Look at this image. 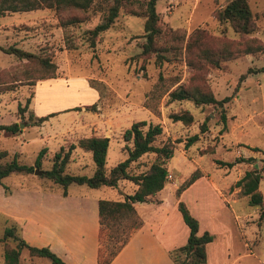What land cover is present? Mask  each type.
Wrapping results in <instances>:
<instances>
[{"label": "rangeland", "instance_id": "obj_1", "mask_svg": "<svg viewBox=\"0 0 264 264\" xmlns=\"http://www.w3.org/2000/svg\"><path fill=\"white\" fill-rule=\"evenodd\" d=\"M111 1L93 0L84 10H70L68 15L74 14L79 21L65 26L60 25V14L47 7L0 14V123L15 121L18 125L14 132L0 130V152H5L0 154V162L14 157L20 163L33 164L38 149L45 146L39 166L34 167L45 169L60 145L65 149L80 136L108 132L111 136L104 164L109 169L126 156L123 144H131L130 140L121 138L125 127L139 119L158 122L162 130L154 143L173 142L172 155L165 162L164 188L160 191L163 206L171 213L177 212L179 199L202 214L199 229L207 227L213 235L206 245L209 264H264V224L258 219L259 209L264 208V0H246L254 21V29L246 36L256 38L261 49L222 60L218 66L207 63L204 69V79L213 95L230 96L223 103L226 114L223 130L218 105L168 99V90L177 83L188 82L193 69L186 65L183 44L179 48L158 50L163 56L159 62L154 52L142 55L144 16L135 4L129 6L132 12L120 6L110 25L98 32L90 45L87 29L101 20ZM226 1L156 0L157 25L161 28L157 40L163 44L162 37L168 33L165 28H179L183 43L195 26L205 28L211 36L240 39L227 21L219 23L213 16V11ZM12 45L49 58L56 65L55 78L62 80L37 83L40 79H36L39 72L36 63L4 51ZM239 74H243L241 79ZM159 75L162 86L169 79H176L162 94L151 96L149 91ZM69 76L76 78L67 80ZM83 85L91 87L96 96L86 97ZM26 97L29 100L24 105ZM71 106L77 107L66 109ZM183 110L191 113V122L183 123L168 116L170 112ZM49 112L54 114L35 124L28 117L29 113ZM202 121L206 128L200 132ZM194 132H198V139L184 149V138ZM236 157L243 160L233 162ZM153 158V152L142 154L130 163L131 171L143 170ZM227 161L233 164L227 166L224 163ZM251 168L260 172V206L249 205L247 196L237 186L229 187L235 190L232 196L237 199L227 198V204L210 185L209 180L218 187L229 186ZM194 169L200 172V178L184 186L176 197L175 187ZM64 170L91 174L93 162L89 152L75 146ZM121 187L131 192L133 183L121 179L118 188ZM66 189L71 197L64 200L47 193H62V186L40 172H10L0 178V264H3L4 245L15 243L10 237L2 239L4 226L10 224L15 226L16 235L37 246L46 245V240L54 241L55 230L59 229L76 256L90 255L95 238L74 230L90 227L92 210L78 196L114 198L117 187L70 182ZM93 213L96 219L95 208ZM209 213L211 217H207ZM40 224L48 227L42 234L38 232ZM180 224L187 233L183 221ZM179 228L177 224L173 231L178 233ZM184 240L181 238L180 244ZM18 264L53 263L47 257L29 255L26 248H21Z\"/></svg>", "mask_w": 264, "mask_h": 264}, {"label": "trees", "instance_id": "obj_2", "mask_svg": "<svg viewBox=\"0 0 264 264\" xmlns=\"http://www.w3.org/2000/svg\"><path fill=\"white\" fill-rule=\"evenodd\" d=\"M93 0H0V14L4 12L28 11L42 7L52 8L57 11L61 26L79 21L74 14L68 15L70 10L81 11L86 9ZM156 0H112L106 11L102 14L101 20L95 23L91 28L87 29L89 33V43L94 44V38L98 32L106 29L120 6L130 9L131 4L139 9V13L144 16L143 30L145 40L142 43L141 53L146 55L154 52L156 61L159 62L162 54L158 50H167L169 48H179L184 46V59L186 65L193 69V72L186 83H177L173 88L169 89L167 96L169 100L188 99L195 104L212 103L219 106L220 129L226 127V114L223 103L230 96L225 95L216 98L210 87L204 79V69L206 64L218 66L220 61L236 57L243 53L253 52L261 49V44L254 37H247L246 34L254 29V21L251 16L249 6L246 0H228L221 8L213 11L214 18L219 22L227 21L234 31L239 35L238 40L227 37L211 36L205 28L200 26L193 27L187 34L185 42L182 43L183 32L179 28L167 27L168 32L162 38L160 44L157 40L160 37L161 28L157 25L158 13L155 10ZM132 12V9H130ZM138 13V12H135ZM167 41V44H166ZM165 43V44H164ZM167 45V46H166ZM4 51L13 53L18 58H25L30 62H35L36 69L39 72L36 79H44L56 77V65L46 56H39L34 52L24 50L17 46H7ZM13 77V76H12ZM27 77V76H25ZM243 74H239L241 79ZM149 93L154 96L155 93L160 95L169 87V83L175 81L171 78L167 84L161 81L162 76H158ZM26 97L24 105L28 102ZM93 106V103L90 104ZM77 106H71L68 109H76ZM54 112L41 115L29 113L28 117L33 123H39L46 119ZM168 116L172 120H181L183 123H189L192 115L187 110L181 112H170ZM206 128L204 121L200 123L199 131L202 132ZM0 130L14 132L18 130L17 122L0 123ZM161 125L158 122L146 121L139 119L132 121L121 132L123 141L130 140L131 144H123L126 156L117 161L109 169L105 167V153L108 145L109 137L105 135L90 134L80 136L76 142H70L64 149L59 146L51 156V163L48 168L41 169L42 176L50 179L56 184L62 186V194L66 193V186L70 182L84 183L90 187H98L100 185L115 186L120 179H126L134 183V188L130 193L123 192L121 198H105L100 197L96 203L97 216V246L95 264H108L112 257L127 241L131 232L139 227L142 223L139 215L136 213L133 202L143 201L159 190L165 180L167 169L166 160L172 155L173 142L165 140L160 144L154 143L156 137L161 133ZM198 139V132H194L184 138L183 148H187L191 143ZM89 152L93 162V170L89 175L70 173L64 170L68 161L70 151L75 147ZM46 147L41 146L33 160V164L18 162L14 157L10 160L0 162V178L6 176L10 172H30L34 167H38L41 162V156ZM153 152L154 158L146 168L137 172H132L130 163L140 157L142 154ZM2 151L0 154H4ZM246 160L248 158H245ZM243 158L236 157L233 162L241 161ZM232 161L224 162L225 165L231 166ZM37 169V168H36ZM200 175V172L194 169L184 182L175 187L174 193L176 197L180 190ZM260 172L251 168L243 172L235 181L229 185L239 187V192L247 196L249 205H258L262 203V194L258 189V181ZM177 210L180 213L182 221L187 226L188 232L184 243L168 250V255L173 264H206L205 244L212 239V234L207 230L198 231V221L190 213L186 205L179 199L176 202ZM258 219L264 224V208L261 207L258 212ZM13 224L6 225L2 231V239L8 237L15 240L13 246L4 245L2 251L3 264H18V255L21 248H26L29 255L43 256L49 259L53 264H66L56 253H54L47 245H32L27 243L21 236L14 232ZM113 241L115 244H113Z\"/></svg>", "mask_w": 264, "mask_h": 264}, {"label": "crops", "instance_id": "obj_3", "mask_svg": "<svg viewBox=\"0 0 264 264\" xmlns=\"http://www.w3.org/2000/svg\"><path fill=\"white\" fill-rule=\"evenodd\" d=\"M73 78L75 79L76 77L70 78L69 76L67 77V80H72ZM54 80H62V79L49 77V78L40 79L39 82L37 83H40L42 81H54ZM83 86L86 97L90 96L91 98H94V95L96 96V92L91 87H87L86 85ZM96 135H105L108 137L111 136L110 133L108 132L103 134H96ZM199 178L200 175L190 183L197 181V179ZM209 182L213 190H215L217 196L222 197L224 201L227 202V204H228L227 198H230L231 201H236L237 198L232 196L235 190H231L229 186H223L222 184L219 185L218 187L216 183L212 180H209ZM118 183L119 180L117 181L115 186H111V187H117V196L114 198H121L123 192L130 193L127 191V189L125 190L122 187L118 188ZM133 188H134V183L131 191L133 190ZM163 188L164 186H162L159 190H157L153 194H150L146 200L133 202V207L136 213L139 215L142 223L139 227H137L131 232L127 241L112 257V259L108 264H173L171 258L168 255V250L175 246H178V244H180L179 240H181V238H186L187 233L185 232V228H183L184 226H181V224L179 226V223H181L182 221L179 211L176 210L179 214H177V212L171 213L169 208L163 206V199L160 197V191ZM47 193L50 194L54 193L55 197L59 198L60 200H64L66 198L71 197L67 189L65 194L58 192H50V191H47ZM225 194H227L228 197ZM78 197L83 200L85 206H88L92 210L90 227L87 229L86 227H82V228L76 227L77 229L74 230L77 234H87L88 236L95 238L90 255L86 256L80 254L79 256H76L74 250L69 248L68 246L69 243L66 241L67 239L65 240L63 239L66 237V235H63V231L59 229L55 230L54 233L55 240L54 241L46 240V245L52 251H54V253H56L66 264H84V263L95 264L96 246H97L96 234H97L98 223H97V216L96 219H94L93 208H95V212H96V203H97V199L100 198V196L95 195L93 197L88 198L87 196L83 195V197L80 196ZM186 207L188 208L190 213L197 219L198 231L200 232L202 230H207L208 232H210L207 227H203L202 230L199 229L202 214L199 215V213L196 212L194 207H190V205H188L187 203H186ZM211 216H212L211 213L207 215V217H211ZM173 224L176 225L174 226ZM177 224L178 227H180L179 228L180 231L178 233H175L173 229L174 227L177 226ZM185 227L187 229L186 225ZM44 228H46V231L48 230L47 225L42 226V224H40V227L38 228V232L42 234L43 233L42 230ZM54 236H52V238ZM57 241H58V245L56 244ZM210 241H208L205 244V255H206V245ZM206 264H209L208 257L206 258Z\"/></svg>", "mask_w": 264, "mask_h": 264}, {"label": "water", "instance_id": "obj_4", "mask_svg": "<svg viewBox=\"0 0 264 264\" xmlns=\"http://www.w3.org/2000/svg\"><path fill=\"white\" fill-rule=\"evenodd\" d=\"M40 171H41V170L36 169V168L33 170V172H36V173H39Z\"/></svg>", "mask_w": 264, "mask_h": 264}, {"label": "built area", "instance_id": "obj_5", "mask_svg": "<svg viewBox=\"0 0 264 264\" xmlns=\"http://www.w3.org/2000/svg\"><path fill=\"white\" fill-rule=\"evenodd\" d=\"M168 177L170 176V174L167 175Z\"/></svg>", "mask_w": 264, "mask_h": 264}]
</instances>
